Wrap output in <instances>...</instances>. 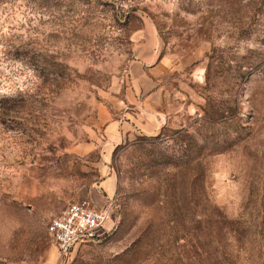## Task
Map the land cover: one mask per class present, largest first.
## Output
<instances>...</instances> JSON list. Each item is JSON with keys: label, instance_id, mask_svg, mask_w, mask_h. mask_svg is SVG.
<instances>
[{"label": "rangeland", "instance_id": "1", "mask_svg": "<svg viewBox=\"0 0 264 264\" xmlns=\"http://www.w3.org/2000/svg\"><path fill=\"white\" fill-rule=\"evenodd\" d=\"M0 264H264V0H0Z\"/></svg>", "mask_w": 264, "mask_h": 264}, {"label": "built area", "instance_id": "2", "mask_svg": "<svg viewBox=\"0 0 264 264\" xmlns=\"http://www.w3.org/2000/svg\"><path fill=\"white\" fill-rule=\"evenodd\" d=\"M112 209L96 210L86 203L70 205L48 225L60 257L69 258L76 248L99 240L111 220Z\"/></svg>", "mask_w": 264, "mask_h": 264}, {"label": "crops", "instance_id": "3", "mask_svg": "<svg viewBox=\"0 0 264 264\" xmlns=\"http://www.w3.org/2000/svg\"><path fill=\"white\" fill-rule=\"evenodd\" d=\"M147 45L154 50L156 47L160 46V41L157 38L156 34H154L153 32H150V38L148 40Z\"/></svg>", "mask_w": 264, "mask_h": 264}]
</instances>
